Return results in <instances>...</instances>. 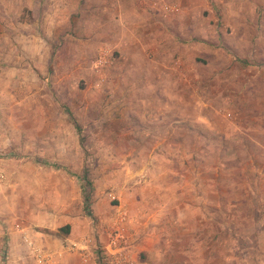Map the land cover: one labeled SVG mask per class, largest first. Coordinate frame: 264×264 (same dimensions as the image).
<instances>
[{"label": "rangeland", "instance_id": "obj_1", "mask_svg": "<svg viewBox=\"0 0 264 264\" xmlns=\"http://www.w3.org/2000/svg\"><path fill=\"white\" fill-rule=\"evenodd\" d=\"M0 32V225L31 264H264V0H2Z\"/></svg>", "mask_w": 264, "mask_h": 264}, {"label": "crops", "instance_id": "obj_2", "mask_svg": "<svg viewBox=\"0 0 264 264\" xmlns=\"http://www.w3.org/2000/svg\"><path fill=\"white\" fill-rule=\"evenodd\" d=\"M0 1H2V0H0ZM13 23H14V21H12V20L9 21L10 25ZM17 23H20V21H17ZM7 38H8V35L4 34L3 32H0V42L1 43L4 42V40H6ZM165 215L166 214H164L163 216H165ZM161 218L164 219V222H166V223H164L165 224L163 227L164 229L160 230L161 235H163V244H162V246H160V248H162V249L183 248V246H179L182 244H177L176 241L172 242L169 238L170 233H171V228L173 227L172 223L177 224V219L175 218L173 221H170V220L165 219V217H161ZM14 236H16V235L14 234ZM25 237L28 238V235H25ZM25 237H24V240H25ZM45 240H46L45 241L46 245L48 247L52 246V248H53V245H55V243L57 242V241H53L49 238H45ZM58 240L64 241L65 239H61V237H59ZM30 241L32 242V240H30ZM32 243L35 245L34 242H32ZM28 245L26 243L25 244L19 243L17 241V238L13 237V236L11 239H8V241L6 242L5 230L3 229L2 225H0V264H31L30 260H29L30 257H28L29 253H30V247L31 246L29 245L30 247H28ZM60 245H61V243L57 242L55 247L58 248ZM171 245H172V247H171ZM192 245L194 247H197V242L190 244L189 247L191 248ZM213 245L214 244L212 242L210 249H214ZM185 247H187V246H185ZM189 255H191V252H189ZM194 257H195V260H193V264H196L195 261H197V263H198V262H201L204 260V258H202L200 256L198 257L195 254H194ZM229 259H230L229 254H224L223 251L220 253L219 256H214V253H211V254L209 253V254L205 255L206 264H230L228 262ZM241 261L242 260H240L238 258V264H244V263H241ZM191 262H192V260H191ZM260 264H261V262H260Z\"/></svg>", "mask_w": 264, "mask_h": 264}, {"label": "built area", "instance_id": "obj_3", "mask_svg": "<svg viewBox=\"0 0 264 264\" xmlns=\"http://www.w3.org/2000/svg\"><path fill=\"white\" fill-rule=\"evenodd\" d=\"M164 9L167 12H179V7L175 6V4H165ZM25 241L28 242V244L32 247V249L34 250L36 259L39 263L42 262H46V260H51V253L46 254L45 251H43L42 249H40L39 247H37L36 245H34L27 237H25ZM117 264H130L129 260H121V258H118V260L116 261Z\"/></svg>", "mask_w": 264, "mask_h": 264}, {"label": "trees", "instance_id": "obj_4", "mask_svg": "<svg viewBox=\"0 0 264 264\" xmlns=\"http://www.w3.org/2000/svg\"><path fill=\"white\" fill-rule=\"evenodd\" d=\"M70 231H71V225L66 224L65 226H62V227L58 228L57 230L52 231L50 233H52L53 235L58 236V237H66L70 234Z\"/></svg>", "mask_w": 264, "mask_h": 264}]
</instances>
